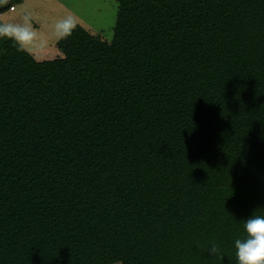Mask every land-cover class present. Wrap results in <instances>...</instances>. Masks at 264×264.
Instances as JSON below:
<instances>
[{
  "label": "trees",
  "instance_id": "obj_1",
  "mask_svg": "<svg viewBox=\"0 0 264 264\" xmlns=\"http://www.w3.org/2000/svg\"><path fill=\"white\" fill-rule=\"evenodd\" d=\"M115 2L111 39L76 24L53 59L0 39V264H236L264 215V0Z\"/></svg>",
  "mask_w": 264,
  "mask_h": 264
},
{
  "label": "rangeland",
  "instance_id": "obj_2",
  "mask_svg": "<svg viewBox=\"0 0 264 264\" xmlns=\"http://www.w3.org/2000/svg\"><path fill=\"white\" fill-rule=\"evenodd\" d=\"M12 5L0 13V24L22 23L27 16L37 33L29 50L38 60L62 55L56 46L60 38L54 31L60 18L72 15L76 24L111 39L118 7L115 0H17Z\"/></svg>",
  "mask_w": 264,
  "mask_h": 264
},
{
  "label": "clouds",
  "instance_id": "obj_3",
  "mask_svg": "<svg viewBox=\"0 0 264 264\" xmlns=\"http://www.w3.org/2000/svg\"><path fill=\"white\" fill-rule=\"evenodd\" d=\"M76 27V19L67 15L55 22L54 31L59 38L72 35ZM7 38L18 51H28L37 33L29 18L24 16L22 23L0 24V39ZM243 224V238L234 240L236 264H264V215L254 211L250 216L240 220ZM212 257L220 254L221 250L216 242H211L206 249Z\"/></svg>",
  "mask_w": 264,
  "mask_h": 264
},
{
  "label": "water",
  "instance_id": "obj_4",
  "mask_svg": "<svg viewBox=\"0 0 264 264\" xmlns=\"http://www.w3.org/2000/svg\"><path fill=\"white\" fill-rule=\"evenodd\" d=\"M11 1H12V0H9L8 3H6V4L3 5V6H0V11H1V10H6L7 8H9V6H10V4H11Z\"/></svg>",
  "mask_w": 264,
  "mask_h": 264
}]
</instances>
